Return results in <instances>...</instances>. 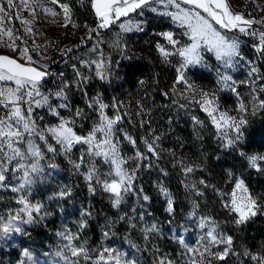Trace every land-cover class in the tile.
Listing matches in <instances>:
<instances>
[{"label":"snow or ice","instance_id":"6c2138e0","mask_svg":"<svg viewBox=\"0 0 264 264\" xmlns=\"http://www.w3.org/2000/svg\"><path fill=\"white\" fill-rule=\"evenodd\" d=\"M46 3L58 6L60 12L53 7H46ZM90 4L98 21L95 28L89 29L90 33L109 29L119 22L120 32L116 34L115 47L121 46V33L144 30V25L148 23L144 18L146 11L169 18L171 24L179 29V35L186 40L176 38L175 31L159 32L157 35L162 37L166 44L157 42L156 50L165 61L173 56L180 58L175 84L184 85L185 91H181L179 95L188 99L189 104L199 106L216 129L218 137L226 142V147H234L243 140L244 129L249 122L247 119L249 106L240 98L232 77L220 74L219 82L223 86L231 87L236 94L237 115L222 110L216 94L196 87L188 80L185 70L189 66L203 63L205 52L212 53L226 68L233 65L234 60L240 56L239 41L230 38L221 30L238 31L252 37L255 52L258 56H264V17L259 20L246 18L243 13L234 12L228 0H90ZM38 11L53 17L62 14L64 18L62 26L72 22L71 7L62 0H0V47L11 49L13 53L18 54L15 56L0 54V188H10L12 192L20 193L16 199L20 207L14 211L10 210L7 217L0 216V237L22 232L21 224L35 223L37 216L42 219L46 214L42 211L41 203H32L29 199L34 178L39 177L44 171L42 162L45 161L46 152L56 154L59 150V154L67 158L78 173H81L83 168L81 174L88 183L89 191L95 192L96 186H99L110 195L113 207H119L125 194L133 191L139 164L137 163L131 170L125 165L130 160L147 159L139 150L133 157L127 159L122 155L121 139L117 135L116 127L122 117L118 111L114 116L107 114L106 109L110 105L103 102L100 94L90 98L87 105L96 110L97 122L89 131L82 133L77 131L76 121L84 115L83 109L76 108L67 117L61 114V110L72 111L68 91L73 85L64 82L56 91H42L48 77L53 73L48 70L46 64L33 58L30 52L35 49L21 47L27 43L25 36L33 34L32 25ZM14 20H18L23 26V35L13 24ZM255 24L261 25L262 28H254ZM98 50V46L93 49L97 52ZM80 63L85 68L91 63L93 68L89 71L100 80H107L111 74V61L102 53L96 59L81 60ZM74 72L78 78L77 87L90 79L75 67ZM257 73L258 68L252 66L248 72L250 79L240 81L248 84L251 89L253 115L256 114L257 108L264 109V99L259 98V93L264 92V83H259L264 80V76ZM111 107L118 108L115 103ZM180 107L186 105L181 104ZM38 110H44L47 115L56 118L57 122L41 124L45 116L40 115ZM192 119L195 124L203 125V121L197 117L194 116ZM123 138L133 145L136 143L127 133H123ZM158 139L159 137H156L151 142L144 140L147 151L153 155H158L155 144ZM74 150L79 151L77 159L71 158ZM240 155L247 161L249 168L264 172V155H247L242 151ZM100 161L108 165L106 172L100 171L98 167ZM47 166L56 167L55 164ZM183 171L188 174L193 172L194 168L186 166ZM231 175L229 172V176ZM12 180L18 183L13 185ZM200 183L205 182L201 180ZM159 190L167 198V211L171 213L173 211L171 194L165 187L161 186ZM57 195L68 196L70 190H61ZM220 195L227 197L223 206L235 214L236 225L256 216L262 207L241 178L235 179L230 192ZM143 200L148 201L149 196L144 195ZM196 207L198 205L194 206ZM81 215L87 217L91 214L85 212ZM78 227L81 231L86 228V219L82 218ZM198 227L206 229L199 237L198 247L193 248L185 244L182 237L178 238V242L185 248L187 264H212L208 257L223 260L229 255L232 251L233 237L219 232L217 230L219 225L211 217H201ZM142 231L147 239L149 234L159 230L153 223L145 226ZM58 235L66 243L55 252V256L63 260L64 264H137L136 260L127 259V253L119 249L106 246L89 249L86 242L76 243L80 239L79 234L70 230L59 232ZM103 235L108 238L110 233L106 231ZM221 244L224 245L222 250L213 251ZM243 255L250 257L256 264H264V254H253L245 249ZM23 256L25 260H22L21 264L32 261V254L27 249L24 250ZM159 264H172V261L162 257Z\"/></svg>","mask_w":264,"mask_h":264},{"label":"rangeland","instance_id":"374dc122","mask_svg":"<svg viewBox=\"0 0 264 264\" xmlns=\"http://www.w3.org/2000/svg\"><path fill=\"white\" fill-rule=\"evenodd\" d=\"M62 2L70 5L72 22L67 26H62L64 24L62 14L53 17L43 11H38L32 25L33 34L25 36L27 43L26 45L22 44L21 47L27 46L30 49H35L30 54L35 60L43 64L56 62V65L63 63L62 65L66 66L67 78L61 81L58 89L64 82L73 85L71 90L68 91L72 111L61 110V114L67 117L76 108L83 109L84 115L76 121L77 131L86 133L97 122L98 114L94 108L87 106L90 99L86 98L85 93L91 96L100 92L103 95V102L110 105L106 109L107 114L114 116L118 111L122 117L116 126L117 135L121 139L122 155L127 159L133 157L135 152L139 150L144 153L147 159L141 161L130 160L125 165L126 168L131 170L137 163L139 164L133 191L125 194L119 207H113L110 195L99 186H96L95 192L89 191L88 183L81 174L84 171L83 168L81 173H78L69 163V160L59 154V150L56 154L46 152L45 161L42 162L44 171L39 177L34 178L35 182L31 186L29 199L32 203L44 205V193L52 197H58L57 193L61 190H70V195L62 197V199L75 201L82 198L79 195L81 190H87L86 192L94 194L97 199H106L110 203V209H113L112 212L104 213L103 223L106 222L107 225H110L116 220L117 216L123 217L125 225L141 237L140 242L143 243L141 247L147 252L149 264H159V254L163 257H170L169 260L172 261V264H187V256L184 255L185 248L178 242V238L182 237L185 244L193 248L198 247L199 237L206 231V229L202 230L198 227L201 217H211L219 225L217 230L228 235L225 231L227 229L225 225L227 221H230L231 216L225 212L228 209L223 206L227 197H222L220 193L230 192L236 178L244 179L250 192L257 198L259 203L258 195L251 190L244 178V172L251 168L247 166V161L240 155V152L242 151L247 155H264V152L245 150L242 147L244 140L234 147H226V142L218 137L216 129L199 106L189 104L188 99L179 95L181 91H185L184 85L175 84L176 69L179 67L180 58L173 56L165 61L156 50L157 42L166 44V41L157 35L159 32L175 31L177 33L176 38L182 41L186 40V38L179 35V29L171 24L169 18L156 16L146 11L144 18L147 19L148 23L144 25V30L121 33V46L115 47L116 34L120 32L119 22L109 29H101L99 32L90 33L89 29L95 28L98 22L96 16L92 14L90 0H62ZM228 3L234 12L243 13L246 18L259 20L264 17V0H228ZM46 7H53L57 12H60L58 6L50 3H46ZM24 15H27V13H24ZM134 18L142 19L139 17ZM93 21H96L95 24ZM13 24L19 29V33L23 35V26L20 22L14 20ZM73 24L76 26L74 27ZM253 27L262 28L259 24H255ZM221 31L225 32L230 38L239 41V51L243 53V56L237 57L233 65L226 68L222 62L216 60L212 53L205 52L203 63L189 66L185 70V74L196 87L204 91L214 92L222 110L237 115L235 111L238 107L236 94L231 87L223 86L219 82L220 74L231 76L232 81L236 82L235 87L240 94V98L249 106L247 119L258 116V114L253 115L251 112L252 93L249 85L240 83V81L250 79L248 72L252 66L258 68L257 75L264 76V56H258L255 52L252 46L254 43L252 37L238 31ZM72 38L79 39L81 41L79 44H82V46L71 45L73 43ZM78 42L75 45H79ZM97 46L98 52L93 51L94 47ZM68 49H71V51H67ZM0 50L12 52L11 49L2 47H0ZM100 53L111 61V74L107 80H100L93 72L89 71L93 68L91 63L88 64L87 68H78L73 64V61L96 59ZM136 59L140 61L136 66L144 73L140 78H136L132 70L133 61ZM249 62L253 63L249 64ZM74 67L79 69L84 76L90 77L86 83H81L79 87L76 86L78 78L75 75ZM259 83H264V80ZM229 84H231V81ZM163 86L167 89H164ZM45 87L44 84L42 91L46 92L49 89H45ZM259 98L264 99V92L259 93ZM114 103L118 108L111 107ZM181 104L186 105V107L181 108ZM260 110V108H257L256 113H259ZM38 112L40 115L45 116V120L41 121V124L57 122L56 118L47 115L44 110H38ZM194 116L203 121V125L195 124L192 119ZM187 125H190L196 132L201 129L212 133L211 140L214 142L215 149L221 155H225L226 160L230 163L225 171L231 186L227 189L224 180L216 177L211 183V198H209V202H206L204 199L199 200L201 195H196L198 192H194L197 185L191 181L192 184L188 186V190L192 191L193 194L189 200L186 198L189 204L185 209L176 212L174 209L176 207V203H174L176 202L174 199L175 194L172 190L173 185L170 177L182 175L190 178L192 173H195L193 171L185 174L183 168L192 165L194 161L182 157L181 153L177 152L180 149L176 147V144L181 143L183 140V132ZM123 133L129 134L135 140V145L125 140ZM156 137H159L155 141L158 155H153L147 151L144 140L147 139L151 142ZM78 156L79 151L74 150L71 158L77 159ZM49 164H55L56 167H48ZM98 167L101 172L108 170V165L103 164L102 161L99 162ZM217 167L220 166L217 165ZM60 171L63 175L59 174ZM229 172L232 173L231 176H229ZM11 183L14 185L18 181L12 180ZM78 185L81 189L77 188ZM161 186L167 188L171 194L173 200V211L171 213L167 211V198L159 190ZM149 189L154 193L153 198L149 196ZM19 195L20 193H14L10 188H0L1 212L6 215L5 217L9 215L10 210L14 211L20 207L16 203ZM144 195L149 196L148 201L143 200ZM195 205H198V207L194 208ZM179 206L180 204L177 205V208ZM42 211L46 214L43 215L42 219L39 216L36 217L38 223L21 224L23 231L9 234L10 239H15L17 234L20 233L28 238L31 235L30 232L38 229H42L43 232L47 231L50 236L46 237L40 245L26 244L20 241L10 242V247L17 251V253L11 252V255L18 257L19 261L11 260L8 253L5 252L6 254H4L1 251L6 249L1 245L2 238L6 239V236H2L0 237V261H2L1 257H4L8 259L9 264H21V261L25 260L23 252L27 249L32 254V261H28L27 264H64L63 260L55 256V252L63 248L66 243L58 235L59 232L65 230L78 233L80 239L76 243H83L82 231L77 226L78 220L69 216L64 221L54 219L49 217L46 210L43 209ZM193 212H195V215H193ZM141 216L143 219H141ZM106 219H109V221L107 222ZM153 223L157 225L159 231L149 234L146 239L142 229ZM111 239L112 237L109 241ZM107 247L116 248L113 244H108ZM223 247L224 245L221 244L213 251L222 250ZM257 254H264V246ZM135 255L132 254L126 258L134 259ZM228 256L224 259H230ZM246 257L244 256V260ZM208 259L211 260L212 264H218L219 260L212 257H208ZM227 263L235 264L236 261L233 262L231 259ZM241 264H256V262L250 259V262L247 260Z\"/></svg>","mask_w":264,"mask_h":264},{"label":"trees","instance_id":"16d2710c","mask_svg":"<svg viewBox=\"0 0 264 264\" xmlns=\"http://www.w3.org/2000/svg\"><path fill=\"white\" fill-rule=\"evenodd\" d=\"M95 22L96 21H93L94 24ZM72 41L74 44L72 43L71 45L77 46L75 43L78 42L79 39L72 38ZM79 43H81V41L77 44ZM139 62V59H136L133 61L132 65V70L136 78H140V76L144 74L136 66ZM163 88L167 89L165 86H163ZM256 114H258V116L248 119L249 122L244 129L242 147L249 151L257 150L264 152V109H261L259 113ZM183 134L184 136L181 143L176 144V147L180 149V151L177 152L181 153L180 155L182 157H187L194 161L190 166L194 168L195 173H192L190 178L182 175L170 177L171 184L173 185L172 190L175 194L174 199L176 202L174 203H176V207L174 209L176 212L185 209L189 204L187 199L189 200L190 196L193 194L192 191L188 190V186L192 184L191 181L197 185V189L194 190V192H198L196 195L202 193L199 200L204 199L206 202H209V198H211V183L216 177L224 180L227 189L231 186L230 181L227 180V173L225 171V168H227L230 163L226 160L225 155H221L215 149L214 142L211 140L212 133L201 129L196 132L190 125H187L185 126ZM217 165L220 167L218 168ZM59 174L63 175L61 171ZM244 178L251 190L258 195L259 204L262 207L256 216L251 217L247 222L240 225L234 223V213L229 210L225 211L231 216L230 221H227L225 225L227 226L225 231L228 235L233 237V245L232 251L229 253L230 256H228L230 259L219 260L218 264H228L227 261L231 259L233 262L236 261L235 264H241L247 260L250 262L251 258L248 256L244 260L245 255H243V252L245 249L251 253L257 254L259 250H261V247L264 246V172L247 169V171L244 172ZM201 180L205 183L201 184ZM77 188L81 189L80 185H78ZM86 191L81 190L79 195H81L82 198L75 201H71L70 199L63 200L60 196L52 197L44 193L43 209L47 211L49 217L54 219H61L64 221L67 219V216L74 218L78 220L77 226H79L82 218L86 219L87 227L82 230V237L89 249H99L102 246L107 247L108 244H113L116 249L127 253V257L136 254L134 260H137V264H149L147 252L141 247L143 245V243L140 242L141 237L139 235L137 236L134 231L129 229L127 225H125L124 218L121 219L119 216H117L116 220L110 225H107L106 222L103 223L105 218L104 213L112 212L113 210L110 209V203L106 199H97L94 194H90ZM84 193H86V195H84ZM149 196L152 198L154 197V193L151 189H149ZM183 198L187 199L184 200ZM178 204H180L179 208H177ZM85 212L91 215L82 217L81 214ZM0 216H6L1 212V206ZM106 221L108 222L109 219H106ZM36 222L38 223L37 219ZM106 231L110 233L108 238H105L103 235ZM30 234L28 238L22 233L17 234L15 239H10V235L6 236V239L2 238L1 245L6 247V249L1 251L4 254L8 253L11 260L19 261L18 257L11 255V252L14 251L17 253V251L10 247V242L15 243L20 241L26 244L34 243L40 245L45 241L46 237L50 236L47 231L43 232L42 229L32 231ZM111 237L112 239L109 241ZM133 245H135V247H133ZM162 257L161 254L158 255L159 260ZM1 258L2 261H0V264H9L8 259L4 257ZM163 258L167 260L170 259L168 256H164Z\"/></svg>","mask_w":264,"mask_h":264},{"label":"built area","instance_id":"2783aa9c","mask_svg":"<svg viewBox=\"0 0 264 264\" xmlns=\"http://www.w3.org/2000/svg\"><path fill=\"white\" fill-rule=\"evenodd\" d=\"M92 14L94 15V12H92ZM80 46H82V44H79L76 47H80ZM239 52H240V56H243V53L241 51H239ZM62 64L56 65V62H54V63L50 62L49 64H46L48 66V70L51 73H53V75L48 77V79L45 83V85H46L45 89L56 91V90H58V86L60 85L61 81L65 80L67 78V75L65 72L66 66H64ZM73 64L75 66H77L78 68L83 67V65L80 63V61H78V62L73 61ZM97 94H100L102 99H103V95L100 92L92 94L91 96L86 95V98L87 99L94 98L97 96Z\"/></svg>","mask_w":264,"mask_h":264},{"label":"water","instance_id":"95a60500","mask_svg":"<svg viewBox=\"0 0 264 264\" xmlns=\"http://www.w3.org/2000/svg\"><path fill=\"white\" fill-rule=\"evenodd\" d=\"M0 54H3V55H10V56H15L16 54L15 53H10V52H7V51H4V50H0Z\"/></svg>","mask_w":264,"mask_h":264}]
</instances>
